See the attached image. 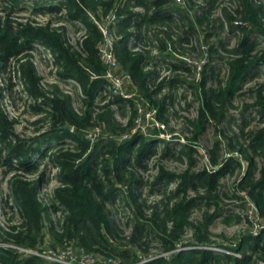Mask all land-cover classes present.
<instances>
[{
  "label": "trees",
  "instance_id": "16d2710c",
  "mask_svg": "<svg viewBox=\"0 0 264 264\" xmlns=\"http://www.w3.org/2000/svg\"><path fill=\"white\" fill-rule=\"evenodd\" d=\"M24 1L6 0L5 8L11 11ZM187 1L186 6H181L173 0H32L35 13L64 10L63 17L58 19L82 23L84 34L75 43L69 41L64 25H52L51 21L14 22L8 16L0 21V66L10 58L16 60V71L32 101V109L44 112L43 119L49 124L45 131L21 137L16 132V120L1 107L4 89L0 87V165L14 172L9 189L19 214L18 224L11 225L9 230L0 227L3 241L8 243L0 244V264H62L23 250L43 252L48 247L54 248L53 251L72 247L77 254L93 253L94 264H105L103 262L110 261L111 256L120 257L124 264H264V228L254 233L253 226L249 225L232 239L223 241L212 240L209 229L212 220L223 215L226 209L220 177L225 173L234 174L235 170L237 181L230 198L242 199V205L250 199L255 204L256 217L264 218V82L247 88L250 102L243 104L238 130L231 128L233 119L227 116L242 84L253 79L258 68L264 67V47L258 48L257 40L264 38V0H235L233 7H224L222 15L214 18L212 13L222 0H203L192 17L189 12L194 6L193 0ZM113 10L116 18L112 28L119 36L116 57L119 71L129 76L125 83L128 98L108 93L104 77L106 66L99 57L102 33L94 19ZM182 17L187 19V29L178 23ZM210 22L218 23L220 28L227 24L230 30L238 28L241 33L239 41L231 48L224 43L202 48L208 58L217 54L223 59L226 76L218 78L213 66L207 68L209 63L206 62L200 65L199 76L188 80L183 75L189 70L184 64L187 59L181 58L182 64L163 63L162 68L167 66L172 74L152 82L153 76H159L157 55L153 54L152 46L157 47L158 55L173 56L177 44L185 42L187 33L203 34ZM170 25L180 32L177 38ZM150 34L155 38L149 39ZM36 44L50 51L59 77L72 80L78 86L82 100L79 110L72 104L71 95L56 84L47 87L42 84L28 53ZM218 50L224 51L226 56ZM208 76L213 80L210 86L206 85ZM180 84L192 87L198 100L197 116L187 119L192 134L187 138L189 142L182 144L177 157L185 156L187 167L177 173L160 166L154 185L165 183L159 190L163 195L162 208L157 204L153 215L138 218L130 243L136 247L121 245V230L108 205L121 195L131 209L136 208L141 213L146 203L140 201L144 181L138 170L146 168L145 161L153 154L158 141L165 144L164 153H170L171 149L166 137L151 134L159 129L146 125L135 132L132 130L150 109H155L156 119L167 123V100L174 98ZM165 86L168 93L160 96ZM100 92L101 97L110 98L103 105L96 103ZM113 105L120 109L128 107L125 124L113 115ZM249 108L258 117L259 124L255 127L250 126L254 117H246ZM209 122L226 138L228 152L219 161L218 135L209 149L212 168L194 170L193 144L198 142ZM67 124L70 128L65 126ZM224 124L228 131H233L231 135L219 128ZM95 127H100L102 135L91 143L86 134ZM128 133V138H122ZM50 143L53 151L46 147ZM36 155H48L58 171L59 185L47 203L39 196L44 171L35 179L26 176L39 169L40 163L34 159ZM171 182L176 185L168 191ZM201 205L205 207L201 217L191 219L192 209ZM50 211L61 212L56 221L48 218ZM232 218L239 220L240 216L226 212L223 217L226 221ZM147 225L154 228H146ZM188 228L192 234L190 239L184 240L182 236ZM143 231L156 233L164 254L142 260L146 255L138 254L136 242H140ZM214 245L220 249H211ZM140 251L147 253L146 248Z\"/></svg>",
  "mask_w": 264,
  "mask_h": 264
},
{
  "label": "rangeland",
  "instance_id": "374dc122",
  "mask_svg": "<svg viewBox=\"0 0 264 264\" xmlns=\"http://www.w3.org/2000/svg\"><path fill=\"white\" fill-rule=\"evenodd\" d=\"M193 8L190 7V16L194 15L195 11L199 5L203 4V0H193ZM235 4V0H222L217 5V8L213 11L211 17L221 16L223 8H231ZM8 5L6 0H0V21L4 17L8 16L14 22H39L45 23L46 21H51L52 25H64L67 29V36L71 43H75L78 38H81L84 34V26L80 22H67L62 18L64 10H60L58 13L55 12H37L35 13L32 9V0H25L19 7L8 11L5 6ZM57 5V4H55ZM53 6V5H52ZM8 12V14H7ZM179 25L184 24L187 29V19L182 17L178 21ZM240 23V22H237ZM208 28H205L203 34L196 31H191L187 33L186 40L181 41L177 44V50H175L173 56H163L158 55L159 50L155 45L152 46L153 54L157 55L155 57V62H158V74L159 76H153L152 82H155L157 79L172 74L171 71L167 70V66L162 68L163 63L176 62L182 64L180 59H187V63H184L186 67L189 68L188 71H185L183 75L188 80H193L199 76V70L202 68L200 65L204 63H209L208 67L213 66V72L217 75L218 78L223 79L226 76V65L222 62V58H219L217 54H214L212 58H208L207 54L202 51L205 50L210 44H215L216 46L220 43H224L227 48H231L237 44L240 39L241 33L238 28H231L225 25L224 28H220L218 23L214 25L210 22L207 24ZM170 30L174 34V38H177L180 35V32L174 28L173 25H170ZM209 36H206L208 35ZM154 39L153 34L149 35V39ZM258 48L264 47V38L258 37ZM133 41V40H132ZM148 41V40H147ZM155 42V41H154ZM153 42V43H154ZM155 44V43H154ZM203 45V46H202ZM140 46V45H139ZM201 47V48H200ZM205 47V48H204ZM222 56H226L224 51L218 50ZM31 59L34 65L37 68V71L42 78V84L47 87L48 84H56L62 91L71 95L72 104L74 107L79 110L81 108L82 100L80 98V90L78 86L72 80L61 79L57 73V69L53 63V56L48 49L44 46L36 44L34 48L29 51ZM164 58V59H162ZM16 60L10 58L8 62L3 66H0V87L4 92L1 98V107L2 109L11 117L16 120L15 128L16 132L23 138L32 137L42 131H45L49 124L47 120H44V112L34 111L32 109V101L27 97L23 81L16 71ZM208 76L206 85L210 86L213 83V80ZM264 82V67L258 68L255 72L253 79L249 80L242 84L238 92L235 94L232 102V106L229 107L227 116L233 119L230 122V126L233 130H238L237 123L241 121L243 113V104L245 102H250L249 95L247 93V88L252 86L255 83ZM168 93V87L162 88L159 95ZM174 98L167 100L168 113H167V123L161 122L156 119L155 109L148 110L146 113L145 119H138L137 124L140 127L149 125L152 129L156 128L160 131L151 133L155 137H166L169 143H171L170 153H164L165 144L161 141L157 142V147L154 149L153 154L150 158L145 161V169H139L138 173L142 176L144 184L141 187V197L140 201H145L146 205L141 209V213L138 212L136 208L131 209L128 204H126L123 196L119 195L116 198L113 204L108 206L111 209L114 222L118 225L121 230V237L119 239L121 245H129L134 236V226L138 221V218H148L153 215L155 210V205H159L161 209L160 200L163 199L162 192L159 191L165 183L162 181L160 184L154 185V181L159 172L160 166H164L166 169L180 173L187 167V159L185 156L181 155L178 157L179 150L182 148V144L188 141V137L192 134V126L189 125L187 119H194L197 116L198 109V100L194 95V89L188 84L179 85L174 92ZM102 93L100 92L97 95L96 103L103 105L110 98L101 97ZM113 115L118 121L125 124L129 116V110L127 106L118 108L116 105H113ZM248 114L246 117H254L251 120L250 126H257L258 117L255 116V113L251 108H249ZM99 110V109H97ZM141 107V111H142ZM136 124V125H137ZM220 129L224 128L225 134L229 133L231 135L233 131H228L225 128V124L219 127ZM152 129L150 132H152ZM220 132L215 129V126L212 122H209L205 125L201 135L198 138V142L193 144L195 151L193 153L194 162L192 164V169L201 170L205 167L212 168L209 162V149L216 140V137L220 135L219 140V150L218 156L219 161L226 156L227 147L225 145L226 138L219 134ZM53 143V142H52ZM52 143L47 144L46 147L49 151H53ZM174 154V155H173ZM38 161L39 169L34 174H26V176L35 179L41 171H44V179L40 187L39 196L44 203H47L51 199L55 188L59 185L57 179V168L53 166L52 162L49 160L48 155L34 157ZM247 167V162L245 163V168ZM14 172L6 169L5 166L0 165V227L4 230H9V227L13 224H18L19 214L17 213L16 207L13 205V199L9 189V180ZM237 170L234 174L225 173L220 177V191L226 193L224 195L221 193V197L224 205L226 206L223 215L216 216L210 224V232L212 240L223 241L225 239L229 240L235 237L240 231L246 229L249 225L253 226V232L255 233L258 226L264 225V218L249 216V210L252 209L251 200L246 199L245 205H242V199H231V189L234 187L237 181ZM176 183L171 182L168 184V191L174 189ZM245 193V192H244ZM193 194V193H192ZM242 196V192L240 194ZM12 205V208L10 207ZM205 207L203 205L199 207H194L192 209L191 219H198L201 217V213ZM212 211V210H210ZM226 212H232L240 216V219L235 218L224 220L223 217ZM61 212H49L48 218L56 221L60 216ZM250 220L251 223L247 221ZM48 220L46 219V222ZM149 222V221H148ZM146 228H154V226L147 225ZM148 232V230L146 229ZM143 231L140 238V242L137 245L139 246L140 255H146L142 260H146L148 257L158 256L159 254H164L162 252L160 242L156 233L153 231L147 233ZM192 231L190 228L186 229L182 238L184 240L190 239ZM3 236H1L0 231V244L6 245L7 242L3 241ZM68 246V245H67ZM71 246V245H69ZM136 247V246H135ZM211 247H216L211 246ZM45 249V247H43ZM60 248V247H59ZM71 248L75 254H77L72 247ZM146 248L147 253H143L142 249ZM219 248V247H218ZM54 249L52 247L46 248V251L40 252L44 255H48V251ZM220 249V248H219ZM55 250V249H54ZM62 250L55 251L59 253ZM39 252V251H38ZM61 254V253H60ZM58 254V257L60 256ZM103 254V253H102ZM56 255V254H54ZM104 255V254H103ZM111 259L116 262V264H124L122 259L118 256H111Z\"/></svg>",
  "mask_w": 264,
  "mask_h": 264
},
{
  "label": "built area",
  "instance_id": "2783aa9c",
  "mask_svg": "<svg viewBox=\"0 0 264 264\" xmlns=\"http://www.w3.org/2000/svg\"><path fill=\"white\" fill-rule=\"evenodd\" d=\"M173 1L181 6H186L188 3L187 0H173ZM115 18H116V12L115 10H113L112 12L102 16L100 19H94L95 23L97 24L99 30L102 33V40L98 48L99 57L100 60L103 62V64L106 66V73L104 77L107 80L106 89L108 93L114 96L116 95L119 97L128 98L130 94L125 90V83L128 81L129 76L128 74L119 71L120 64L116 57L115 49L119 36L116 33L115 29L112 28V23L114 22ZM139 110L141 111V107L139 108ZM138 128H142V127H140V125L137 124L133 128L132 132H135ZM101 135L102 133L100 127H95L86 134V137L90 140L91 143H93L99 137H101ZM129 136L130 133L124 134L122 138H128ZM250 204L252 205V209L249 210L248 215L254 217L256 215L255 214L256 207L252 201ZM258 228H264V225L258 226L256 232L258 231ZM210 248L219 250L218 247L215 248L210 247ZM23 250L26 252H31L37 255H41L49 260L56 261L62 264H94L95 262L93 253L82 251L81 254H75L73 251H71L72 250L71 248L63 249L59 253H56L55 251L49 249L48 255H44L38 251L25 250V249ZM58 254H60L59 257ZM110 262L111 264H116V262L113 261V259H110V261L103 263L110 264Z\"/></svg>",
  "mask_w": 264,
  "mask_h": 264
},
{
  "label": "water",
  "instance_id": "95a60500",
  "mask_svg": "<svg viewBox=\"0 0 264 264\" xmlns=\"http://www.w3.org/2000/svg\"><path fill=\"white\" fill-rule=\"evenodd\" d=\"M66 127H68V128H70V126L67 124V125H65Z\"/></svg>",
  "mask_w": 264,
  "mask_h": 264
}]
</instances>
